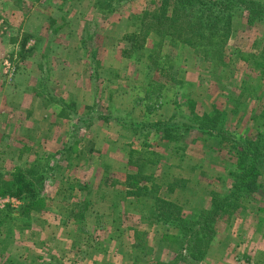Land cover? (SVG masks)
<instances>
[{
	"label": "rangeland",
	"instance_id": "obj_1",
	"mask_svg": "<svg viewBox=\"0 0 264 264\" xmlns=\"http://www.w3.org/2000/svg\"><path fill=\"white\" fill-rule=\"evenodd\" d=\"M162 4L0 0V264H264V0L195 47L141 26ZM237 142L258 187L205 225Z\"/></svg>",
	"mask_w": 264,
	"mask_h": 264
},
{
	"label": "trees",
	"instance_id": "obj_2",
	"mask_svg": "<svg viewBox=\"0 0 264 264\" xmlns=\"http://www.w3.org/2000/svg\"><path fill=\"white\" fill-rule=\"evenodd\" d=\"M241 2L242 0H162V5L154 9H146L142 13L137 15V17L141 19V26L148 27V29L156 26V31L158 32L157 34H160L163 37L165 36V33H162V29H172L171 33H169L170 36H173L177 39L180 38L183 42H185L186 45L195 47L197 45H207L205 43V40H207L208 36L213 38L215 34L221 32V30L227 24L226 20L232 17L234 13L238 12V6L241 4ZM106 8H109V10L116 9V7H114L111 3L108 4ZM255 13L257 14L256 18L260 17L261 19H264V13H262V11H257L256 9L254 11V14ZM154 24L155 26H152ZM165 24L171 25L172 27L167 28L165 27ZM212 29L213 32L207 33L208 30L212 31ZM136 37L137 35L133 37L128 49H123L122 52L124 53V56L131 57L132 53H134L138 45H140V43H137V41H135ZM213 42L215 41H212L211 45L216 46L217 44ZM150 126L156 128V131H163L164 137L166 138H173V134L177 133L180 130V125L171 122L170 120L157 121L155 123H151ZM202 127L206 128L203 124H200L198 126V128ZM213 129L215 131H218L217 136L223 137V140L228 138L225 137L226 132H224L223 129L218 128L215 125H213ZM229 135L232 136L231 134ZM245 145V142L241 144H238L237 142L234 144L235 148L239 150L242 157L240 166L244 168L238 176L236 175L237 178L235 181L234 189L220 199V201L216 204L217 210L213 209L212 212L208 213L205 225H209L211 221L219 214L220 210H223L222 207L230 205L231 200L234 197L238 196V194L243 191L249 192L255 191L257 189V177H259L260 164V161L258 160L259 158L260 160L262 158L261 155H257L255 154V152H251L248 149V146ZM12 176L17 177L18 181L15 182L23 185L24 181H22L23 176L21 174L12 173ZM31 185L32 184L28 185L29 191H27L30 196L29 198L34 199L35 196L37 197V193L35 191V187H32ZM21 192L22 188L20 187V189L17 191V194H21ZM179 225H181L180 222ZM205 225H201L200 227L203 228L204 231L207 230ZM190 226L192 225L188 226L186 223V229H188V231L191 230Z\"/></svg>",
	"mask_w": 264,
	"mask_h": 264
},
{
	"label": "crops",
	"instance_id": "obj_3",
	"mask_svg": "<svg viewBox=\"0 0 264 264\" xmlns=\"http://www.w3.org/2000/svg\"><path fill=\"white\" fill-rule=\"evenodd\" d=\"M124 65H125V63H124ZM110 71H112V69L110 70ZM118 72V71H117ZM108 77H112V79H113V76H112V74H109V72H108V75H107ZM113 84V83H112ZM108 87L109 86H111V88L113 87L112 85H111V83L110 84H108L107 85ZM23 90H26V89H24L23 88ZM35 89H29L28 91L30 92V93H33V91H34ZM31 97V96H30ZM28 98V97H27ZM27 98H25V99H27ZM32 100V99H31ZM33 101V100H32ZM35 104H36V101H35V103H34V107H35ZM28 105V104H27ZM34 124V123H33ZM97 149H99L98 147H96Z\"/></svg>",
	"mask_w": 264,
	"mask_h": 264
}]
</instances>
